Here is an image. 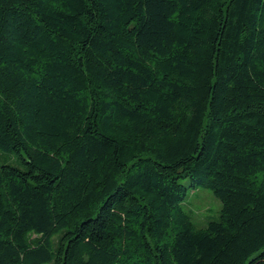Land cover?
<instances>
[{"label": "trees", "instance_id": "obj_1", "mask_svg": "<svg viewBox=\"0 0 264 264\" xmlns=\"http://www.w3.org/2000/svg\"><path fill=\"white\" fill-rule=\"evenodd\" d=\"M0 151V264H264V0H0Z\"/></svg>", "mask_w": 264, "mask_h": 264}, {"label": "rangeland", "instance_id": "obj_2", "mask_svg": "<svg viewBox=\"0 0 264 264\" xmlns=\"http://www.w3.org/2000/svg\"><path fill=\"white\" fill-rule=\"evenodd\" d=\"M22 167V160L17 154H6L0 151V164ZM181 183L188 188L187 197L182 204L184 211L198 227H205L211 221L220 218L221 202L205 188H190L191 180L186 178Z\"/></svg>", "mask_w": 264, "mask_h": 264}]
</instances>
